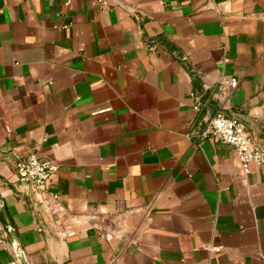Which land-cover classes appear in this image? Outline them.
I'll return each instance as SVG.
<instances>
[{
  "label": "crops",
  "instance_id": "obj_1",
  "mask_svg": "<svg viewBox=\"0 0 264 264\" xmlns=\"http://www.w3.org/2000/svg\"><path fill=\"white\" fill-rule=\"evenodd\" d=\"M222 79L264 146V0H0V198L21 258L264 264V165L192 137ZM28 154L58 165L48 206L15 172ZM13 243L0 264H21Z\"/></svg>",
  "mask_w": 264,
  "mask_h": 264
},
{
  "label": "built area",
  "instance_id": "obj_2",
  "mask_svg": "<svg viewBox=\"0 0 264 264\" xmlns=\"http://www.w3.org/2000/svg\"><path fill=\"white\" fill-rule=\"evenodd\" d=\"M99 2H103V0H99ZM233 81L225 79L219 81L213 93L217 102L216 110L211 116L202 119L201 127L193 133L192 137L197 142L210 138L215 142L233 147L242 169L246 173L249 171L251 163L264 165V146L232 113L226 112L229 97L235 89ZM200 105L201 99L197 98L194 109L198 110ZM14 169L19 180L29 186L36 208L39 205L48 206L49 201L56 198V195L48 190L51 177L58 170L56 162L41 158L36 154H28L16 158ZM5 238L6 235L2 231L0 240ZM12 248L15 257L19 260L22 252L15 243L12 244Z\"/></svg>",
  "mask_w": 264,
  "mask_h": 264
},
{
  "label": "water",
  "instance_id": "obj_3",
  "mask_svg": "<svg viewBox=\"0 0 264 264\" xmlns=\"http://www.w3.org/2000/svg\"><path fill=\"white\" fill-rule=\"evenodd\" d=\"M0 223L7 235V237L14 243L17 242V234L15 230L13 229L12 222L8 216V213L6 211V208L2 204V200L0 198ZM21 258V257H20ZM21 264H27L24 260V258L20 259Z\"/></svg>",
  "mask_w": 264,
  "mask_h": 264
}]
</instances>
